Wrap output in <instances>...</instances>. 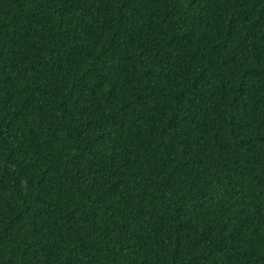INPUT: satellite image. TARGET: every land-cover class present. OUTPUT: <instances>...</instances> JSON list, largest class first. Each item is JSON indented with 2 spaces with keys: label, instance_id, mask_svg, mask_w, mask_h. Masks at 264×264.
Returning <instances> with one entry per match:
<instances>
[{
  "label": "trees",
  "instance_id": "1",
  "mask_svg": "<svg viewBox=\"0 0 264 264\" xmlns=\"http://www.w3.org/2000/svg\"><path fill=\"white\" fill-rule=\"evenodd\" d=\"M0 264H264V0H0Z\"/></svg>",
  "mask_w": 264,
  "mask_h": 264
}]
</instances>
